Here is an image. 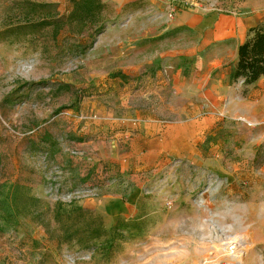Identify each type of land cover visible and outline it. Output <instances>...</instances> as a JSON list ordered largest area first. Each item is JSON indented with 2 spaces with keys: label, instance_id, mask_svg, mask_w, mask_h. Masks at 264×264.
Here are the masks:
<instances>
[{
  "label": "rangeland",
  "instance_id": "1",
  "mask_svg": "<svg viewBox=\"0 0 264 264\" xmlns=\"http://www.w3.org/2000/svg\"><path fill=\"white\" fill-rule=\"evenodd\" d=\"M26 1L73 6L0 0V264H264V122L183 104L166 74L181 54L198 80L201 36L178 21L248 26L264 0H103L104 28L58 33L17 31ZM74 209L98 237L62 218Z\"/></svg>",
  "mask_w": 264,
  "mask_h": 264
},
{
  "label": "crops",
  "instance_id": "2",
  "mask_svg": "<svg viewBox=\"0 0 264 264\" xmlns=\"http://www.w3.org/2000/svg\"><path fill=\"white\" fill-rule=\"evenodd\" d=\"M185 18L178 21L175 26L178 29L185 27L194 29L201 36V43L205 48L202 44L201 48L199 46L194 48L198 67L197 82L185 80L181 60L185 61L186 57L180 54L177 60L170 61L172 65H169L166 74L170 88L178 95V101L185 104L188 99L193 100L195 97L196 100H202L209 95L211 98L208 104L211 106L216 105L219 99H225L224 107L232 114H243L258 122H264V76L251 85H245L243 79L232 78L238 60V48L245 41L250 27L257 22L247 26L239 17L223 13ZM180 53L184 55V52ZM187 87L198 88V91L192 89L188 95L182 92L183 88ZM119 200L122 203L123 200Z\"/></svg>",
  "mask_w": 264,
  "mask_h": 264
},
{
  "label": "trees",
  "instance_id": "3",
  "mask_svg": "<svg viewBox=\"0 0 264 264\" xmlns=\"http://www.w3.org/2000/svg\"><path fill=\"white\" fill-rule=\"evenodd\" d=\"M72 10L68 15L52 14L49 6L30 1L24 2L27 11L25 12L26 21L17 25V31L23 28L47 29L54 27L56 33L62 31L67 25L73 22H89L99 25L100 29L105 27L103 13L108 5L103 0H72ZM36 14V16H34ZM264 76V20L257 22L250 27L247 37L238 48V60L232 72L234 80L243 79L245 85H251ZM65 214L64 219L71 223L70 227L78 225L79 229L89 237L96 238L98 219L93 215L86 214L82 209ZM76 220L74 223L73 221ZM75 231V232H76ZM72 235L66 237L70 239ZM98 237V236H97Z\"/></svg>",
  "mask_w": 264,
  "mask_h": 264
}]
</instances>
